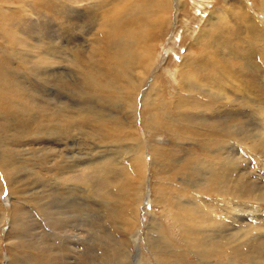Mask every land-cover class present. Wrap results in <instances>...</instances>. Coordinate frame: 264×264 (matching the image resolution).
<instances>
[{"label": "rangeland", "instance_id": "374dc122", "mask_svg": "<svg viewBox=\"0 0 264 264\" xmlns=\"http://www.w3.org/2000/svg\"><path fill=\"white\" fill-rule=\"evenodd\" d=\"M227 1L188 0V12L190 4H204L192 13L188 21L191 28L178 24L177 30L172 26L164 35L157 32L154 40L151 32L155 31L156 22L148 23L146 41L142 43L151 44L154 63L144 73L138 91H148L157 79L155 87L161 98L157 95L160 100L155 103L147 99L125 109L119 94H90V85L100 81V74L92 76L87 71L91 65L97 72L110 68L109 57L102 48V31L108 25L107 7L111 9L118 0H112V6H108V0H0V12L5 9L7 13L6 18L0 13V27L9 29L11 34L21 31L19 38L0 37V264H42L34 254L35 248L47 264H163L164 257L170 254L178 264H264V106H258L264 105V64H260V57H253L259 68L257 75L251 72L255 66L244 74L248 86L254 85L249 87L250 92L229 88L219 79L211 85L207 100L202 99V104L193 108L202 113L192 116L200 117L190 120L192 125L205 123L210 128L204 132L200 129L201 138L196 140L190 130L181 134L170 128L174 122L170 113L166 115V125L158 117L160 109L164 114L168 112L172 93L177 91L170 71L177 75L176 67L192 44L191 37L214 10L226 5L241 9L246 19L248 14L263 29L262 0H237L235 5ZM228 27L234 32L239 29ZM240 29L244 37H238V42L244 45L248 36ZM146 36L152 37L150 43ZM13 39L22 41L16 46ZM11 46L15 47L12 63L3 54ZM129 53L127 49L124 54ZM109 55L114 57L115 52ZM132 59L133 65L119 68L125 77L138 74L135 70L139 68ZM12 71L10 77L35 91L33 99L12 100L8 90L16 89L17 84L3 78L4 72L9 76ZM191 72L187 71L191 89L199 94L207 91L194 87L201 82ZM151 113L148 122L146 115ZM5 118L11 121L4 122ZM99 121L105 126L96 125ZM18 127H25L26 133ZM135 135L137 147L145 151L147 173L139 187L136 227L128 232L129 237H119L123 232L114 233L106 228L109 224L103 219L107 212L104 207H114L111 200L117 202L115 198L129 200L134 192L131 183L123 188L125 195L113 183L125 168L121 161L130 153L126 147L132 145ZM203 139L209 140L212 147L206 154ZM177 142L184 143V152ZM1 156L9 158L7 169ZM192 156L199 158L198 164L191 162ZM154 158L155 168L160 171L157 176L151 171ZM11 168H15L13 175ZM106 172H111V176ZM216 173L217 182L218 174H223V186L215 184ZM164 177L171 178L168 189L173 184L190 183L184 191L181 189L188 197L182 201L186 199L190 204L176 209L177 214L187 207L182 212L184 221L179 224L173 223L175 216H170L166 203L157 198ZM204 180L216 190L209 192L208 187L204 188ZM228 184L232 186L228 188ZM170 197L171 190L169 200ZM189 207L194 211H188ZM42 212L46 216H41ZM120 213L113 210V220L125 224ZM154 215L160 221L150 232L148 225ZM15 220L20 222L16 234L12 233ZM186 240H194L193 244L197 242L199 246L192 248Z\"/></svg>", "mask_w": 264, "mask_h": 264}, {"label": "bare ground", "instance_id": "6f19581e", "mask_svg": "<svg viewBox=\"0 0 264 264\" xmlns=\"http://www.w3.org/2000/svg\"><path fill=\"white\" fill-rule=\"evenodd\" d=\"M187 2H188V0H118L117 5L110 7L111 9H109L107 7V9L109 11V12L107 11V15H108L107 16V19H108L107 23H108V25L102 31V33L105 35V38L102 42V48L103 47L105 48V53H106L105 55L109 57L110 68L106 69L103 67L100 69L99 72H97L96 67L94 65H91L88 67L87 71H90L91 73H89V74H92V76L96 75V73L100 74V75H98L100 77V81L91 83L90 94L95 95V94H99V93H104V94L109 93V94L113 95L114 97L117 94H119V98H121L125 101V104H126V105H124L125 109H131L132 106L136 105V104L139 105L138 102H140V101L142 102V100L148 99V100H151L153 103H155V101H157L158 99L160 100L161 95H159V92L155 87V85L157 84V79L154 80L152 87L148 91L142 92V93H140L138 91L140 88V84L144 81V76H143L144 73L146 72V70L148 71V69L150 67H152V64L154 63V60L152 61L153 58H152V53H151V44L149 46L145 43H142V42L146 41L145 36H144L145 32H146L145 30H146V27H147L149 22H153V24H154V22H156V25L153 26V28H155V31L151 32V35L153 36V40H154L155 37H157V35H156L157 32H159L161 35H164L165 33L169 32V30L171 29L172 26H175V30H177L178 24H185V26L187 28H191L190 26H188L189 19L193 16L196 9L199 11L200 8L203 7L204 4L199 3V2H194V3L190 4V8H189L190 11L188 12V10L185 9ZM226 2L229 3V1H227V0H226ZM232 2L234 3L233 5H235L236 2H238V1L237 0H230V4ZM261 2L264 4V0H262ZM105 3L106 2L104 1V4ZM111 4H112V0H108V6L109 5L112 6ZM25 5H26V3H25ZM3 6H4V4H3ZM241 6L243 8H245L243 4ZM263 10H264V8H263ZM241 12H242L241 9H236V8H233L232 6H227V5H226V8H220V9L214 10L212 16H210V18L206 21V23H204L203 26L200 29H198L197 33L194 35L195 39L193 36L191 37V39H193L192 44L190 43L189 46L185 49V53H183L181 62L179 63L178 67H176L177 75H176V73L174 74L173 72L170 71V73H171L170 76L173 79L172 81L176 84V90L177 91L173 90L174 92L172 93V96H171V98H173V99L169 103V109L167 110L168 112L166 114H164L163 109H160L158 111L159 113H161L160 116L158 115L160 122L165 124L166 123V115L168 113H170V115H172V117L174 118L173 126L170 128H174L175 130H178L179 133H181V134H187L188 131L190 130L193 133V137L197 140L198 138H201L200 134H199L200 129L202 130V132H204L206 130H209L210 128L205 123H198V125H196V126L192 125L194 123L190 122V120L196 121V120L200 119V117L199 118L196 117V119H192V116H196V115L200 116V114L202 113L200 110L198 112L196 109H193V108H196L199 105H201L202 99L204 100V102L207 100V95L209 94V89H211V85L213 83L214 84L218 83L219 79H220V83L222 81H225V84L229 88L239 90L242 93L243 92H246V93L250 92L249 87L250 86L254 87V85L252 83L250 84V86H248L247 81L244 79V74L248 68L255 66L251 72H253L255 76L257 75L259 68H258V65L256 64L255 60L253 59V57L255 55L260 57V59H261L260 64H264V27L262 30H260L258 28L259 25L255 22V20L253 18H250L247 14L248 19H246L245 16ZM0 13L5 15V16H2L3 18H6L7 13H6L5 9H4V11H2ZM204 14H206V12H204ZM152 20H154V21H152ZM228 25H232L235 27L238 26L239 29L237 28L236 29L237 32H234L233 30H231L228 27ZM1 28L2 27H0V29ZM240 28H242L244 30V32L247 33V36H248V41L244 45H242L238 42V37L239 38L244 37V33ZM8 30L2 28L3 33L0 32L1 39L2 38L8 39V36L9 37L13 36L15 38H19L21 35L20 34L21 31H12V34H11ZM22 37H23L22 39L24 40L25 37L24 36H22ZM146 37L148 38L149 43H150L152 40V37L151 36H146ZM233 37L235 38L234 41H233ZM13 40L15 41L14 43L16 44V46L19 45L22 41V40L20 41L19 39H13ZM140 44H142V45L139 46ZM5 48H6V46H5ZM14 48H12V46L8 47L9 52H3V54L5 55L7 60L11 61L10 63H12L14 61V54H13L15 51ZM127 49H129V51L131 52V53H129V55L124 54L127 51ZM112 52H115L114 57H111L109 55ZM4 55H3V57H4ZM128 57H130V58H128ZM132 57H134V59H135V67L139 68L140 72H142L143 74H141L139 72V70L138 71L135 70V72H138V74L136 73L137 75L134 74L131 76H127L128 77L127 78V77H125V73H123L121 71L119 72V68H120V66L123 67L124 65L128 66V65L132 64L131 61H134L132 59ZM23 61H25V60H23ZM26 62H27V60H26ZM189 65L191 66V69H190ZM0 66H1V62H0ZM134 69H136V68H134ZM188 70H191L192 72H194L197 76V79H199V81L201 82V84H198V85L194 84V87H197V88L202 87V89L207 90V91L201 92L199 94L197 91H195V89H191L192 84H190V82H189L190 80L187 77V75H188L187 71ZM132 71H133V68H132ZM128 72H129V69H128ZM192 72H191V74H192ZM204 72L207 74L210 73L209 74L210 76L205 77ZM194 73H193V75H194ZM12 74H13V71L9 76L5 72L3 73V78L7 79V81L9 80V82H11L13 80V83L16 82V84H17L15 87L16 89H13V90L9 89L8 90V94L11 96L12 100L14 98L18 99V100L19 99L22 100L23 97L33 99L35 97V94H34L35 91L28 90L23 85V83L18 81L16 78L10 77V76H12ZM102 74L106 75V78H104V77L101 78ZM127 74L130 75L129 73H127ZM213 76H215V77H213ZM189 77H191V76L189 75ZM126 78H127V81H125ZM5 86H6V84L3 86L2 90L3 89L5 90V88H6ZM1 87H2V85H1ZM1 87H0V89H1ZM133 89H134V93H130ZM3 95H4V93H3ZM171 98H169V99H171ZM5 99H7V98H5ZM36 100H39V99L36 98ZM229 103H231V102H229ZM16 104L17 103H14V105H16ZM258 106L262 107L264 105L258 104ZM184 109H187V110L184 111ZM261 111H263V109H261ZM1 115H3V114H1ZM177 115L180 116L178 119L176 117ZM146 116L148 117V122H149L151 120L153 114L151 113V114H149V116L148 115H146ZM168 119H169V117H168ZM175 119H177V120L175 121ZM103 120H106V119L103 118ZM8 121H11V120L5 118L4 122H8ZM110 121H111V119L109 120V122ZM102 122H100V124L96 123V125H99V126L103 125L102 127H104L105 125ZM96 125L93 122V126L95 127ZM107 126H108V124H107ZM153 126H155V125H153ZM18 128L22 132H24V134L27 131V130L24 131L25 127H18ZM154 128H156V126ZM114 129H116V128L114 127ZM95 130H96V127H95ZM99 130L105 131L106 129L104 130L103 128H100ZM10 131H13V133L16 132L15 129H12ZM137 141H138V138H136V135H135L133 142H131L132 145H128L126 147L127 151L128 150H131V151L128 154L127 158H125V161L124 160L121 161V164L124 165L125 168L123 170H121V173L118 175V177H120V178L115 179V182L113 183L115 188L121 194H124V195H125V191L123 190V188L127 184L131 183L134 187V192L131 195V197H129V200L121 199V198H115L117 200V202L111 200V202L113 203L112 205L114 207H112V206L104 207V209H106L107 212L103 215V219H105V221H107V223L109 224V226H108L109 228L108 227H106V228L109 229L108 231H111L114 233H117L116 230H118L120 233L123 232V233L119 234V237H122V236L124 237L125 235L127 237H129L131 234H129L128 232L130 230H132V228L134 226L136 227L137 209H138L137 206H138V201L141 199L139 197V195H140L139 187H140V185H142L143 181H145V177H146V173H147V159L144 156L145 151H144V149H139L137 147V145H136ZM4 143L5 142H3V144ZM175 144L179 145V149L182 148L181 151L184 152V150H185L184 149V143L177 142ZM209 144H210L209 140H206V139L202 140V148L205 151V153H203V154L211 152L212 147H210ZM141 145L143 146V144H141ZM250 158L252 160V157H250ZM1 159H2V162L4 164V167H6V169H7V165L9 164V161H8L9 158H4L1 156ZM110 159H111V157H110ZM183 160H184V158H183ZM191 160H192L191 161L192 163H197V164L199 163V158L196 159L194 156H192ZM176 162H178V161H176ZM187 162H189V161H187ZM3 164H2V167H3ZM156 164H157V160H156V158H154L153 166L151 165L152 166L151 171L157 176V174L160 173V171H158L159 169L157 170L155 168ZM181 166H183V165H181ZM181 166L178 169H181ZM205 166H206V169L210 170L207 164ZM108 168H111V167L108 166ZM126 168L129 170V172L126 170ZM161 168L162 167H160V169ZM105 170H106V168H105ZM9 171L11 172V174L10 173L9 174L13 175L15 173V168H11ZM108 171H109V169H108ZM110 173L111 172H106V174H108V175H110ZM177 174L179 175V173H177ZM211 176H213V175L211 174ZM114 177H115V175H114ZM106 178H108V177H106ZM168 180L171 181V178H168ZM168 180L166 179V177H164V179L162 181V185H161V190L157 194V198L160 199L163 203H166L165 206H168V208H166V210L169 209V212H168L169 215L175 216L173 218V223L179 224V222L184 221V217L182 215V212L187 210V207L182 212L178 211L177 214H176V209L183 207V204H185V203L187 206L190 204V201H187L186 199H185V201H182L184 199V197H187V196L185 194L181 193L182 192L181 189L182 190L186 189V187L190 186V183L187 185H175V184H173L172 188L168 189L169 186H167V185L172 184ZM202 182H203L202 186L204 188H207L208 187L207 181L204 180ZM215 182H216L215 183L216 185L223 186V184L225 182L223 174H218V182H217V173H216ZM204 185H206V186H204ZM227 186L229 188L232 185L228 184ZM208 189H209V192L216 190L215 188L211 189L209 187H208ZM170 190H171V197L169 200ZM174 193H176V195H173ZM231 195L232 196L234 195V190H232ZM154 201L155 200H152V202H154ZM174 202H175V205L173 204ZM126 203H128L127 207H125ZM113 210H120L121 211V213L119 214V217L126 220L125 224H121V223L115 222L113 220V217H112ZM146 210H147V208H146ZM163 210H165V209H163ZM188 211H194V209L192 207H189ZM163 213H164V211H163ZM204 213H205V211H204ZM41 216H46V215L42 212ZM158 217L159 216H157V215H154L153 217H151L150 224L148 225V231L149 230H150V232L153 231L152 227L154 225L157 226L159 224L158 221H160V220ZM103 219H102V221H103ZM131 219H132L133 223L131 222V224H130ZM18 223H20V222L15 220L14 227H13L14 229L12 232L14 234H16V232L18 230V228L16 226ZM161 225H159V226H161ZM183 226L185 228L190 227V225H188V224H183ZM161 229H159V230H161ZM18 232H19V230H18ZM41 242L43 244L45 243L44 241H41ZM186 242L188 243V245H192V248L194 246L195 247L199 246L197 244V242L193 244L194 240H186ZM40 244L41 243H38V245H40ZM168 245H169V243H168ZM156 248H158V247H156ZM197 249H199V248H197ZM109 252H110V250H109ZM34 254H36L35 256H39L38 258L42 264H47V263L42 261L43 256H40L39 250H37V248H35ZM98 255H100V254H98ZM211 255H212V253H211ZM111 257H112V255H111ZM35 260H37V259H35ZM174 260H176V259H173V255L170 254V255L164 257V259L162 261H163V264H172V263L174 264L175 263ZM176 263L178 264L177 260H176Z\"/></svg>", "mask_w": 264, "mask_h": 264}]
</instances>
